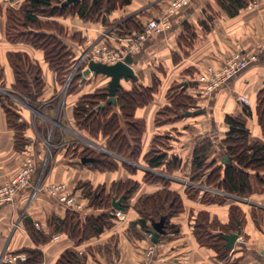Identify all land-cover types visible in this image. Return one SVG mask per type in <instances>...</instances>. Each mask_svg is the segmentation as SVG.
<instances>
[{"label": "crops", "instance_id": "crops-1", "mask_svg": "<svg viewBox=\"0 0 264 264\" xmlns=\"http://www.w3.org/2000/svg\"><path fill=\"white\" fill-rule=\"evenodd\" d=\"M22 1L0 0V184L19 172L29 152L34 156L36 169L30 184L19 190L13 202L0 206V254L27 255L25 249L39 247L43 252V264H57L60 255L69 249L75 252L77 264H143L146 260L149 264H264V172L260 173V179L251 176L253 191L247 195L226 193L205 185L203 182L213 167L206 170L200 181L191 179L193 148L205 136L211 137L216 150L214 158L220 162L223 153L221 142L228 128L224 121L225 115L245 114L244 104L239 100L241 94L248 97L252 111V115L247 116L250 137L264 142V132L256 113L257 94L264 89V0H254L252 6L245 5L234 16L229 15L218 0H191L173 14L170 26L164 33L150 35L138 50L131 53L138 83L151 85L155 78L159 80L151 101L135 111L136 117L145 120V131L140 163L134 171L122 164L115 170L99 171L80 163L76 156L73 159L57 155L44 172L42 167L46 154L41 139L32 127L30 115L20 108L21 105H14L12 97L15 95L9 92L15 93V74L8 60V52H26L33 62L41 66L44 86L34 101L43 106L46 113L53 114V101L62 84L57 73L49 67L42 49L30 43L7 39V9L19 8ZM169 1L132 0L107 14L109 24L85 21L73 14L41 18L58 21L69 34H81L82 42L66 39L73 51L103 42L112 47H124L140 30H121L117 25L133 18L135 23L144 27L150 18L161 17L166 13ZM185 24L189 25L193 35L185 29ZM103 31H107V34H103ZM181 35L185 37L184 40H180ZM237 50L245 56L255 53L257 59L209 95L201 94L199 72L208 65L220 67ZM108 80L109 77L104 74L89 73L83 79L84 82L81 81V88L76 92H66L62 102L61 124L83 133L75 123L74 106L83 93L107 86ZM180 81H185V91L197 98V106L192 109L194 113L157 124L158 110L169 103L168 90ZM121 82L127 89H131L134 84L131 80L122 79ZM7 100L14 103L15 108L18 106L17 111L26 124L24 133L29 144L22 148L17 146L16 129L9 122ZM166 134L171 136L168 153L181 158V165L171 173L165 169L153 171L170 179L169 188L181 195L183 210L171 217V223L178 225L179 231L176 234L163 232L158 242L154 243L138 223L134 224L139 213L133 204L141 194L155 192L164 186L161 181L148 182L144 179L146 171L152 169L144 161L143 155L151 148L156 135ZM128 178L139 182L131 198L132 206L124 212L123 218H114L113 223L100 234L79 243L67 231H57L50 239L40 243L33 239V227L49 233V217L54 215L63 218L67 210L66 206L44 190L32 195L33 185L37 182H67L70 190L75 189L76 200L80 205L78 212L87 214L101 210L89 205V199L82 194L81 183L87 182L93 186L103 184L108 191L112 181ZM231 206H237L241 212L237 229L232 225ZM202 212L207 214V221L212 224L209 228L211 233L222 235L235 232L238 228L241 230L233 248L225 245L228 253L224 259L219 258L212 247L201 244L196 237L195 224ZM151 246L152 253L149 252Z\"/></svg>", "mask_w": 264, "mask_h": 264}, {"label": "trees", "instance_id": "trees-1", "mask_svg": "<svg viewBox=\"0 0 264 264\" xmlns=\"http://www.w3.org/2000/svg\"><path fill=\"white\" fill-rule=\"evenodd\" d=\"M62 1L23 0L19 8L7 9L6 20L7 39L12 42L30 43L42 49L49 67L57 73L60 82L64 81L75 61V53L66 39L82 42L83 38L79 33L69 34L58 21L44 20L41 17L73 14L85 21L100 20L104 24H109L107 14L129 4L132 0H75L56 6ZM218 1L231 16L236 15L247 3L246 0ZM117 26L121 30L133 28L143 30L133 18L126 19ZM184 27L190 31L188 24ZM190 34L193 35L191 31ZM184 39L185 37L181 35L180 40ZM8 60L15 74L14 90L29 99L38 98L44 86L39 63L33 62L23 51H9ZM81 81H83L81 76L75 73L69 83L68 92H76L84 82ZM133 83L131 89L124 86L117 89L116 103L107 101V86L83 93L76 102L73 113L78 127L87 130L91 136H102L107 149L111 152L83 148L82 154H79L80 163L92 169L115 170L125 162L123 157L128 156L134 160L140 157L145 120L136 117L135 111L151 101L154 92L157 91L159 80L155 78L151 85H143L137 81ZM185 90V81L176 83L168 90L169 103L158 110L157 124L180 118L196 106L197 98ZM7 101L9 122L16 129V144L22 148L27 143V136L24 133L26 124L13 103ZM244 112L245 114L225 115L224 121L228 128L221 142L223 153L220 162L214 158L216 150L210 136H205L195 144L192 152V180L200 181L206 170L213 167L203 182L205 185L238 195H247L253 191L251 176L255 175L260 179V173L264 172V142L251 139L247 125V116L252 115L249 105L244 104ZM256 113L264 132V89L257 94ZM170 138L169 134L156 135L151 148L143 155L144 161L152 169L146 171L144 179L148 182L161 181L164 184L163 188L155 192L141 194L133 204L139 213V218L134 224L138 223L140 229L146 233L150 232V227L155 223H162L164 232L171 231L176 234L179 231V226L171 223V217L183 210V199L177 191L169 188L170 179L167 176L153 171L165 169L167 173H171L181 165V158L170 156L168 153ZM224 155L228 156V162L222 161ZM75 156L78 157V154ZM83 157L90 159L84 162ZM124 164L128 165L130 171L137 168L127 162ZM138 186L139 182L133 178L112 181L108 191L106 185H98L92 189L91 185L85 182L81 184L83 196L89 199L92 208L101 211L81 214L67 208L63 218L54 215L49 217L48 224L51 228L49 233L35 226L31 229V235L38 243L47 241L57 231H67L76 243L92 235H98L114 221L113 196L121 198L120 210L126 212L132 206L131 198ZM231 212L232 225L237 229L241 212L237 206H231ZM211 225L207 221V214L200 213L195 224L196 237L201 244L212 247L217 256L224 259L228 253L225 238L219 233H211L209 231ZM24 251L27 253L26 259L19 261L18 264H42L43 252L39 247L27 248ZM75 256L73 250H66L58 258L57 264H77Z\"/></svg>", "mask_w": 264, "mask_h": 264}, {"label": "built area", "instance_id": "built-area-1", "mask_svg": "<svg viewBox=\"0 0 264 264\" xmlns=\"http://www.w3.org/2000/svg\"><path fill=\"white\" fill-rule=\"evenodd\" d=\"M190 1L191 0H170L166 13L161 17H153L147 20L143 30L140 31L136 37L130 38L128 45L124 47H112L106 42H103L94 45L89 51H83L82 59L80 62L76 63L71 73L75 74L78 71L83 70L87 66L89 59L106 63H115L118 60L124 59L127 54L138 50L143 44V41L150 35L164 33L170 26L173 14L187 6ZM256 59L257 55L255 53L245 56L240 50H237L229 55L220 67H214L213 65L206 66L198 75V81L202 84L200 93L209 95L215 88L226 82ZM82 60L84 61L83 64L81 62ZM81 80H83L82 77ZM239 100L245 105H250L249 99L245 94L239 95ZM35 169L36 164L34 156L29 152L24 158L19 172L7 182L0 184V206L13 202L19 190L30 184ZM41 190L46 191L67 208H71L75 211H78L80 208L75 194H73L72 190L69 188V184L65 181L51 184H41L37 182L33 185L32 195L37 194ZM114 213L117 218H123L125 214L120 209H114ZM35 224L37 226L39 225L38 222ZM152 235V232L147 233L149 239L152 238ZM149 252H153L152 246L150 247ZM25 259V253L12 256H4L0 254V263L9 262L11 264H18L19 261H24ZM143 264H149V261L146 260Z\"/></svg>", "mask_w": 264, "mask_h": 264}, {"label": "rangeland", "instance_id": "rangeland-1", "mask_svg": "<svg viewBox=\"0 0 264 264\" xmlns=\"http://www.w3.org/2000/svg\"><path fill=\"white\" fill-rule=\"evenodd\" d=\"M246 1H247L246 5L252 6L254 4V0H246ZM103 34H107V31H103ZM92 47L93 46L89 48L83 47L82 49L76 48V50L74 51L75 61L73 62L69 73L64 77V81L61 82L62 84L61 90L59 91L57 96L54 98L53 104L55 108H54L53 114L46 113L45 110H43V106H40L34 100L23 96L22 94L18 93L16 90H15V93L9 91L10 93H13V95H15L14 97H12V101L15 103L13 104L18 105V106L21 105L20 108L25 110L27 115L28 114L30 115L32 127L35 130V132H37L38 137L41 139L43 150H44V153L46 154L45 163L43 164V167H42L43 172L44 170L48 169L49 166L52 165V162L56 158L57 155H63L66 157L73 158L75 157V154H78L77 160H79V157H80L79 154H82L83 148H91L94 150H102V151L111 153L107 149L105 139L102 136L100 137L91 136L87 130L78 127V125L76 124L79 129L83 130L81 131L83 133H80V132L78 133V131H74V129H72L69 126L64 127L60 122L62 120L61 112L63 111L62 102L64 100L66 92H68V86L71 81L70 79L69 83H67L69 80V76L71 72L73 71V68L76 65V63L80 62V60L82 59L83 51L85 52L89 51ZM81 62L82 64L84 63L83 60ZM96 88H94V90ZM2 89H4V91H7L5 88H2ZM18 106H16L17 110L19 109ZM28 109L29 111H31L30 113ZM191 111H194V110H191ZM191 129L193 130V128ZM26 141H27L26 144H29V141L28 140ZM141 152H142V147H141ZM123 159L125 161L124 163L127 162L129 164L134 165L135 167H138V164L140 163V160H139L140 157H137L136 160H134L133 158L126 156V157H123ZM124 163L122 165H124L125 167H127V169H129L128 165L126 166ZM99 171H105V170H99ZM91 187L92 189H95L97 186L91 185ZM74 190L75 189H73L72 191L73 194H75ZM115 218H117L116 215H115ZM118 219H121V218H118Z\"/></svg>", "mask_w": 264, "mask_h": 264}, {"label": "water", "instance_id": "water-1", "mask_svg": "<svg viewBox=\"0 0 264 264\" xmlns=\"http://www.w3.org/2000/svg\"><path fill=\"white\" fill-rule=\"evenodd\" d=\"M75 0H63L61 3L56 4V6L65 5L68 3H71ZM134 62V56L129 53L125 56L124 59L118 60L115 63H106L103 61L93 60L89 59L87 66L81 70L78 71L77 74H79L82 79H85V77L89 73L93 74H104L109 77L107 87H108V102L116 103V91L119 87L123 86L121 80H132L137 81L138 77L135 73V70L132 66V63ZM73 73L70 74L69 80L67 83H69ZM103 106V104H101ZM192 111L186 112V114H191ZM90 158L83 157L82 161H87ZM229 158L227 155H224L222 158V161L228 162ZM121 204V198H116L113 196V207L115 209H120ZM240 228H238L235 232L230 233H222V236L226 240V246L228 248H233L235 246V243L240 235ZM150 232H152V242L157 243L159 240L160 235L164 232L162 223H155L154 226L150 227Z\"/></svg>", "mask_w": 264, "mask_h": 264}]
</instances>
